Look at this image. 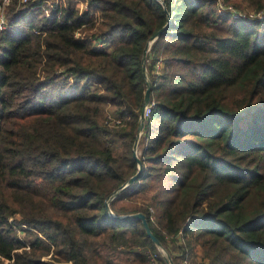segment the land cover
<instances>
[{
    "label": "trees",
    "instance_id": "obj_1",
    "mask_svg": "<svg viewBox=\"0 0 264 264\" xmlns=\"http://www.w3.org/2000/svg\"><path fill=\"white\" fill-rule=\"evenodd\" d=\"M162 1L10 0L0 30V264H167L141 220L105 209L137 170L141 58L167 13L146 54L154 106L142 172L109 208L144 214L174 264H264V17L210 12L213 0ZM225 1L264 11V0ZM142 191L143 205L115 207Z\"/></svg>",
    "mask_w": 264,
    "mask_h": 264
},
{
    "label": "water",
    "instance_id": "obj_2",
    "mask_svg": "<svg viewBox=\"0 0 264 264\" xmlns=\"http://www.w3.org/2000/svg\"><path fill=\"white\" fill-rule=\"evenodd\" d=\"M163 6H164V3L162 0H158ZM170 23V19H169V16H168V13H167V21H166V24L164 26H162L155 34L153 37H151L144 49H143V53H142V58H141V61H142V68H143V75H144V79H145V83H146V89L144 91V96H143V107L148 104L149 102V99H150V81H149V78H148V73L146 71V54L150 48V45L151 43L158 37L160 36L167 28H168V25ZM144 121H145V118H144V115H143V109L140 113V117H139V121H138V125H137V129H136V135H135V140H134V144H133V148H132V151H133V154H132V157L133 159H135L136 161V164H137V170L136 172L131 176L129 177L125 183H123L122 185H120L117 189H115L108 197L107 199L105 200V209L106 211L109 213V215L113 218H117V219H127V218H132V219H139L141 220L142 222V225H143V228L145 230V233L146 235L150 238V240L152 241V243L159 249H161L164 254H165V259H166V262L168 264H174L172 262V259L170 258L169 254L164 250V248L162 247L161 243L159 242V240L154 236V234L152 233V231L150 230V227H149V224L147 222V219L145 217L144 214L142 213H135V214H131V215H121V216H115L111 213L110 209H109V202L116 196L118 195V193H120L123 189H125L127 186L131 185L141 174L142 172V166H141V161L140 159L138 158L137 156V152H136V149H137V145L139 143V139H140V136H141V133H142V130H143V124H144Z\"/></svg>",
    "mask_w": 264,
    "mask_h": 264
},
{
    "label": "rangeland",
    "instance_id": "obj_3",
    "mask_svg": "<svg viewBox=\"0 0 264 264\" xmlns=\"http://www.w3.org/2000/svg\"><path fill=\"white\" fill-rule=\"evenodd\" d=\"M213 1L214 2L211 4V7H210V12H214V13L216 12V13L223 14V11L225 9H227L228 12H231V11L232 12H237V13L241 14L245 18H247V17L253 18L255 16L254 15L255 11L252 8L248 7L244 2L241 3L243 8H240V7H237L234 4H232L230 1H229V3H226L225 0H213ZM220 5H222L224 7H221ZM225 12H226V10H225ZM209 17L211 19L213 18L211 13H209ZM258 17L259 16L256 15L255 19H262L263 18V16L261 18H258ZM230 18L235 19V20H242V19H237V18H234V17H230ZM5 19L7 21L6 16H5ZM6 26H7V24H6ZM210 28L214 29L219 35H224L225 34L224 25L221 24L220 22H216V24L212 25ZM104 48H106L109 51L110 49H112V46H108L107 45V46H104ZM158 69H159V65L156 66V70H158ZM111 119H114V118L111 117ZM115 120H117V119H115ZM104 121L106 123L107 122V118ZM109 123H111L110 125H112V124L118 125V124L114 123L113 121H109ZM141 135H142V133H141ZM140 141H141V136H140L139 142ZM136 152H137V156H138V154L140 153L139 143L137 145ZM149 193H150V191L149 192L142 191V192H139V193H137L135 195H132V196H126L125 198L116 201L115 207L117 209L124 208V209L129 210V209H131L133 207H137V206L143 205V203H145L146 200L148 199V197L150 195ZM110 211H111V209H110ZM111 213H112V211H111ZM17 234L19 236H21V237L24 236V234L22 232H20L19 230L17 231ZM158 250H159L160 254L165 257L164 252L161 249H159V248H158ZM114 260L116 262L122 263V262H125L127 260V256L124 255V254H119V255L117 254L116 256H114ZM197 260L194 261L193 264H197L198 263ZM155 264H158V261ZM181 264H183V261H181Z\"/></svg>",
    "mask_w": 264,
    "mask_h": 264
},
{
    "label": "built area",
    "instance_id": "obj_4",
    "mask_svg": "<svg viewBox=\"0 0 264 264\" xmlns=\"http://www.w3.org/2000/svg\"><path fill=\"white\" fill-rule=\"evenodd\" d=\"M22 1L24 2L25 0H22ZM9 2H10V0H0V30L6 28L7 21H6L4 15H5L6 7L8 6ZM220 6L224 7L222 5H220ZM225 10H226V12H225ZM225 10L223 11V13H227L231 17H234V18H237V19H242L243 21H251V20L256 18V15L259 16L258 18H261L262 16L264 17V11L263 12H254L255 16L253 18H249V17L245 18V17H243L241 14H239L237 12H232V11L228 12L227 9H225ZM153 106H154V102L149 100L148 104H146L143 107V115H144L145 119L148 118L151 115ZM107 121H113L116 124L120 123V120L111 119V117L109 115L107 116ZM154 259H155L154 257H151V262L153 264H155V262H153ZM183 264H189V262L186 259H184L183 260Z\"/></svg>",
    "mask_w": 264,
    "mask_h": 264
}]
</instances>
